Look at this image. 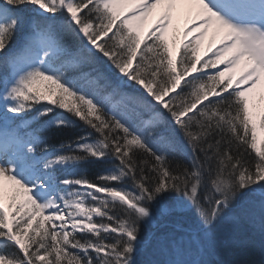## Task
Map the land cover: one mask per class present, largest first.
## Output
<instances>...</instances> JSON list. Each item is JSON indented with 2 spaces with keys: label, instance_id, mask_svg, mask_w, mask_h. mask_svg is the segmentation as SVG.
Segmentation results:
<instances>
[{
  "label": "snow or ice",
  "instance_id": "snow-or-ice-1",
  "mask_svg": "<svg viewBox=\"0 0 264 264\" xmlns=\"http://www.w3.org/2000/svg\"><path fill=\"white\" fill-rule=\"evenodd\" d=\"M237 210L264 235V0H0V264H211Z\"/></svg>",
  "mask_w": 264,
  "mask_h": 264
},
{
  "label": "trees",
  "instance_id": "trees-1",
  "mask_svg": "<svg viewBox=\"0 0 264 264\" xmlns=\"http://www.w3.org/2000/svg\"><path fill=\"white\" fill-rule=\"evenodd\" d=\"M148 43H151V41H148ZM89 178L94 179V174H89ZM160 225L163 226V230L158 225L159 227L154 226L150 231L152 233L174 231L176 232L175 235H177V233H182L178 230V226L184 229L189 227L188 221L183 217L174 219L162 218ZM243 228H246L247 231L245 233L239 232V237L236 240H227L219 249L218 257L210 261L211 264H229V262L234 260H247L253 262V264H264V235L260 233L258 227L251 225L248 221L244 222ZM252 232L254 234H251ZM153 245L152 243L149 247ZM158 257L165 256L153 254L151 258L159 260Z\"/></svg>",
  "mask_w": 264,
  "mask_h": 264
},
{
  "label": "rangeland",
  "instance_id": "rangeland-1",
  "mask_svg": "<svg viewBox=\"0 0 264 264\" xmlns=\"http://www.w3.org/2000/svg\"><path fill=\"white\" fill-rule=\"evenodd\" d=\"M155 20H156V16L154 15L153 17H151L150 18V20L148 21V23H147V25H145V31H147L151 26H152V24L155 22ZM179 26L182 28L183 27V21L181 20L180 22H179ZM192 39V37L190 36L189 37V40H191ZM207 43H208V41L206 40L205 41V45H204V47L202 48V50H201V57H202V59H201V63H203V61L204 60H207L209 57H212V58H214V56H213V52H215V50H216V47H219V45H215V46H213V49H212V51L211 52H208V54L205 56L204 55V50L207 48ZM197 67H200V65H197ZM224 68V65H218L217 66V68L216 69H207L206 71H208V72H210V73H214V72H216V71H219V70H222ZM198 73H194V75H197ZM236 215L237 216H241V219L237 222V223H235L233 226H232V236H231V238L230 239H232V240H236L238 237H239V232H241V233H245L246 231H247V229L246 228H243V226H244V222L245 221H247V220H244L243 219V217H242V214L240 213V210H238V212L236 213ZM161 220H162V218L158 221V223H157V225H156V227H159L160 226V229L161 230H163V226L162 225H160V223H161ZM159 225V226H158ZM175 226H176V224H175ZM187 229V228H186ZM154 233V232H153ZM175 233L176 232H174V231H169V232H159V233H154V238H153V241H152V243L154 244L153 246H151V247H148L147 249H146V251H145V253H144V255L141 257V259L142 260H144V261H152V260H154V259H152L151 257L153 256V254H156V255H158V254H160L159 252H158V250L156 249V239L158 238V239H161V240H164V239H166V238H169V237H176V238H179V236H181V235H183V233H177V235H175ZM251 234H254L253 232L251 233ZM229 240V239H228ZM225 242H227V240L226 241H224V243ZM223 243V244H224ZM222 244V245H223ZM221 245V246H222ZM221 246L220 247H218V248H216L215 250H213L212 252H210L209 254H207L206 256H205V258L207 259V260H209V261H211L213 258H215V257H218V251H219V249L221 248ZM159 258V257H158ZM166 257H161V258H159V260H163V259H165Z\"/></svg>",
  "mask_w": 264,
  "mask_h": 264
}]
</instances>
